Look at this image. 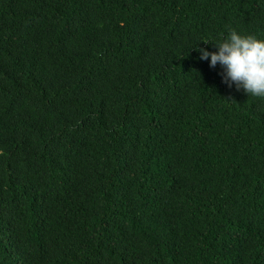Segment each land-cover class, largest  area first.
Listing matches in <instances>:
<instances>
[{
	"label": "trees",
	"instance_id": "obj_1",
	"mask_svg": "<svg viewBox=\"0 0 264 264\" xmlns=\"http://www.w3.org/2000/svg\"><path fill=\"white\" fill-rule=\"evenodd\" d=\"M229 30L264 0H0V264H264V97L197 51Z\"/></svg>",
	"mask_w": 264,
	"mask_h": 264
},
{
	"label": "clouds",
	"instance_id": "obj_2",
	"mask_svg": "<svg viewBox=\"0 0 264 264\" xmlns=\"http://www.w3.org/2000/svg\"><path fill=\"white\" fill-rule=\"evenodd\" d=\"M213 42L214 51L198 47L199 59L207 60L210 67L219 64L221 79L228 87L264 97V38L229 30Z\"/></svg>",
	"mask_w": 264,
	"mask_h": 264
}]
</instances>
